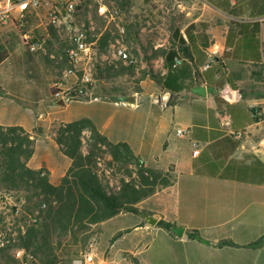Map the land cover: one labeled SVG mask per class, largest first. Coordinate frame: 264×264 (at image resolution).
Segmentation results:
<instances>
[{
    "label": "crops",
    "instance_id": "1",
    "mask_svg": "<svg viewBox=\"0 0 264 264\" xmlns=\"http://www.w3.org/2000/svg\"><path fill=\"white\" fill-rule=\"evenodd\" d=\"M123 2L131 15L130 23L139 29L135 50L142 70L162 71L163 76L164 54L174 46L171 32L168 39H150L146 33L161 30V23L166 25L171 20L163 13L169 11V5L176 8L181 19L177 27L193 56L190 65L195 84L176 95L147 78L140 81L139 91L129 95L135 99L132 106L122 99L88 101L127 108L114 125L98 117L89 120L112 144H126L146 168L171 169L176 181L136 205L144 214L122 213L102 222L95 232L91 261L84 258L80 264H264V245L248 247L264 238V49L259 62L242 63L223 56L228 50L227 33L234 29L232 23H261L264 0ZM44 17L41 9L30 17L37 25L31 31L37 34L46 30ZM192 24L195 28L190 27ZM202 34L205 38L201 39ZM41 50H45L42 45ZM210 62L209 69L203 70ZM233 73L239 77L230 84L226 76ZM218 81H222L221 86H216ZM50 83L51 78H44L42 84L29 88L20 81L22 94L2 89L0 104L13 105L0 109V126L20 127L35 136L27 167L46 171L50 184L58 186L72 162L55 142L50 131L53 122L46 129L38 125L45 114L61 107L49 99ZM195 87H204L205 97L192 93ZM182 95L187 97L180 99ZM215 97L226 102L221 109ZM227 107L255 109L257 122L235 132ZM180 127L190 128L186 139L174 137ZM193 142L200 146L196 157L192 156ZM180 164L189 165V172H178ZM144 215L155 218L156 223L147 224ZM159 221L181 227L183 235L178 237L172 228L168 231L158 226ZM193 232L210 243L225 240L234 245H207L189 238Z\"/></svg>",
    "mask_w": 264,
    "mask_h": 264
},
{
    "label": "trees",
    "instance_id": "2",
    "mask_svg": "<svg viewBox=\"0 0 264 264\" xmlns=\"http://www.w3.org/2000/svg\"><path fill=\"white\" fill-rule=\"evenodd\" d=\"M199 26L207 28L204 23ZM232 26L234 29L229 31L226 37L228 50L223 56L242 63L259 62L261 49H264V20L261 23L233 22ZM190 27L195 28V25ZM170 30L174 46L163 57L165 75L154 76L152 79L162 89L177 95L195 84L190 65L193 56L180 29L174 26ZM200 38H205V35H200ZM6 58L5 53L0 54V64ZM176 58H180L182 63L174 68ZM238 77L239 74L233 73L226 76V81L232 84ZM221 78H224V74ZM221 85L222 81L216 82V86ZM231 88H234L233 85ZM215 102L221 109V104L225 101L215 97ZM226 111L232 120L230 127L235 132L257 122L255 109L227 107ZM83 131L90 134L85 154L80 150ZM54 139L60 152L72 162L58 186L50 184L46 171H34L27 167V162L33 154L35 136L20 127L0 126V192L3 189L17 195L22 193L27 203L33 204V211H37V221L28 223L25 234H19L13 246L2 249V252L19 247L39 259L40 264H72L73 260L79 259L87 250L86 244L102 222L122 213L144 214L145 212L139 211L136 205L154 193L172 186L176 181L173 172L161 173L140 166V159L134 156L126 144H112L87 118L61 123L54 132ZM100 146L109 149L112 158L121 165L128 166L132 162L139 165L141 168L137 171L138 180L122 182L118 191L108 193L95 169L96 151L100 150ZM189 169L187 164H180L176 168L178 172H189ZM22 199L19 201H23ZM33 213L27 215L33 216ZM158 226L168 231L174 227L165 221H159ZM188 236L211 246L234 245L225 240L217 243L207 242L196 232ZM263 245L264 238H261L250 243L248 247L259 248ZM8 264L16 263L11 260Z\"/></svg>",
    "mask_w": 264,
    "mask_h": 264
},
{
    "label": "rangeland",
    "instance_id": "3",
    "mask_svg": "<svg viewBox=\"0 0 264 264\" xmlns=\"http://www.w3.org/2000/svg\"><path fill=\"white\" fill-rule=\"evenodd\" d=\"M103 6L110 12L114 9H119L120 14L115 16L111 13V18H106V13L104 14L103 12ZM127 6L129 7V1L127 2ZM48 7L47 3H44L41 8V12L44 11L45 14L43 22L47 25L44 32L36 34L31 31L32 27L37 26L34 19L28 20L26 26L22 29H16L14 26L9 25L0 30V54L5 53L7 56L0 64V93L3 91L2 89H5L9 92L22 94L21 85L19 84L20 81L24 87L29 88L35 84H42L44 78H51L52 83L68 67L66 49L70 46L69 33L64 25L54 28L47 24ZM128 7H126L123 0H84L81 7L73 15L75 24L79 28L87 31L88 41L93 43V48L96 52L90 68L94 80L90 98L98 97L106 100L115 98L121 100L139 91V83L141 80L147 78L152 79L154 76H163L162 71L147 72L142 70L140 56L135 50V34L139 32V29L130 23L131 15ZM175 11L176 8H173V5H169V11L163 14H169L171 20L169 23L166 22V25L161 23L162 29L158 32L149 30L146 33L147 38L168 39L171 32L170 29L174 26H180L181 23V19ZM118 27L125 29L124 35H120ZM25 33H28L31 37L29 44L41 42L45 50L42 51L39 49L36 52H30L25 44L26 41L22 38ZM42 39L48 40L43 43L40 41ZM54 39L57 40L55 41ZM115 39H120L126 45L129 54L135 59L134 65L126 66L122 61L111 57L109 43L114 42ZM49 99L53 101L52 97ZM12 105L11 102H4L0 104V109L6 110ZM37 105H34L35 109H37ZM126 111H128L127 108H123L121 105L115 106L113 104L96 101L68 102L60 108H55L50 114H45L38 125L46 129L53 122L50 126V131L54 136V132L58 130L61 123H71L83 118L91 120V118L98 117L114 125L118 117ZM174 132H172V135ZM80 141V150L85 154L88 142L90 141V134L87 131H83ZM139 164L146 168L141 160ZM140 166L136 165L135 162H132L128 166L119 164L112 158L109 149L105 147L100 146V150L96 151V173L108 193L118 191L122 182L138 180L137 171L141 168ZM168 171L172 172L171 169ZM157 172L166 173L167 171ZM1 193L2 195H14V201L16 199L18 203L14 201L6 202L5 199L0 201V227L16 232L22 226L26 231V223L29 220L27 214L31 215L34 212L33 204L29 205L22 193L17 195L14 192L3 189ZM20 198H24L22 199L23 201L20 202ZM14 207H19V212H14ZM33 216H37V211L33 213ZM94 241L95 230L86 244L87 250L79 259L73 260L72 264L76 261L81 262V260H84L90 254ZM17 248H12L5 252H2V249H0V264L11 263V260L15 261L16 264H40L39 259L35 256V261L16 259L15 251Z\"/></svg>",
    "mask_w": 264,
    "mask_h": 264
},
{
    "label": "built area",
    "instance_id": "4",
    "mask_svg": "<svg viewBox=\"0 0 264 264\" xmlns=\"http://www.w3.org/2000/svg\"><path fill=\"white\" fill-rule=\"evenodd\" d=\"M83 2L84 0H0V30L9 25L14 26L16 29L24 28L30 17L40 10L44 3H47L49 6L47 9V24L54 28L64 25L69 33L70 46L66 49L68 67L50 85L51 97L54 102L61 99L64 103H68L78 96L91 97L92 94L94 80L90 68L96 52L93 48V43L88 41L87 31L79 28L75 24L73 17ZM103 7L106 18H111V13L115 16L120 14L119 9H114L110 12L105 6ZM118 28L120 35H124L125 29L123 27ZM26 34H23L22 38L26 41L25 44L29 51L36 52L39 49L41 50V42L29 44L31 37ZM109 53L113 59L122 61L126 66L135 64V59L129 54L126 45L120 39H115L114 42L109 43ZM181 63L182 60L176 58L174 60V68L179 67ZM210 64L211 62L205 65L203 70L208 69ZM190 134V128L180 127L175 130V137L180 140L186 139ZM192 150V156L196 157L200 151L199 144L193 142ZM14 198V195H2L0 192V201L5 199L6 202H13ZM14 202H17L16 199ZM14 205L17 206L16 204ZM19 210V207H14L13 209L14 212H19ZM36 221L35 216H29L26 225ZM24 232L25 229L22 226L16 232L0 227V249L13 246L17 241V236L24 234ZM15 258L22 261H35V257L23 248L16 249ZM85 260L91 261L90 254L86 256ZM80 263V261H76L74 264Z\"/></svg>",
    "mask_w": 264,
    "mask_h": 264
},
{
    "label": "water",
    "instance_id": "5",
    "mask_svg": "<svg viewBox=\"0 0 264 264\" xmlns=\"http://www.w3.org/2000/svg\"><path fill=\"white\" fill-rule=\"evenodd\" d=\"M192 93L200 95L202 97H205V95H206L204 87H195V88L192 89ZM169 96H171V94ZM186 97H187L186 95H182L180 97V99H184ZM75 100L87 102V101L90 100V97L89 96H78V97L75 98ZM122 101L127 106H132L135 103V99L132 96L124 97L122 99ZM55 105L62 107V106L65 105V103L60 99V100L55 102ZM144 218H145L146 223L151 225V226H153L156 223V219L151 217V216L144 215ZM172 232L176 236L181 237L183 235L184 230L181 227H174V228H172Z\"/></svg>",
    "mask_w": 264,
    "mask_h": 264
}]
</instances>
